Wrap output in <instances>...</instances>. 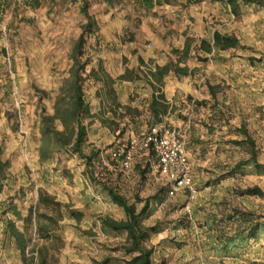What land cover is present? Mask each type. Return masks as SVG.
<instances>
[{
    "label": "rangeland",
    "instance_id": "rangeland-1",
    "mask_svg": "<svg viewBox=\"0 0 264 264\" xmlns=\"http://www.w3.org/2000/svg\"><path fill=\"white\" fill-rule=\"evenodd\" d=\"M0 0V152L10 164L0 195V258L3 264H124L126 235L103 231L99 218H126L103 187L106 184L141 210L154 227L146 247L152 264H264V0H194L148 13L137 0ZM88 5L96 22L89 32ZM236 37L241 46L206 55L203 40L214 34ZM192 53L180 60L188 39ZM83 46H79L81 40ZM76 57H78V62ZM170 63L195 70L193 77L165 79L162 91L171 109L159 124L186 138L194 190L170 196V182L137 157L131 171L110 164L112 150L148 135L158 124L151 111V72ZM86 65L85 77L104 70L105 82L84 83L91 117L84 155L93 168L68 150L41 161L44 119L72 109L71 73ZM78 66V67H77ZM218 87L217 98L209 86ZM206 103V104H204ZM246 127L259 149V167L249 164ZM63 132L56 121L51 128ZM74 144V142H73ZM72 146L70 147V149ZM55 199L61 207L41 203ZM84 214L77 222L70 210ZM10 219L29 241L25 253L5 234ZM260 226L256 239L250 238ZM5 250L9 251L4 253Z\"/></svg>",
    "mask_w": 264,
    "mask_h": 264
},
{
    "label": "trees",
    "instance_id": "trees-1",
    "mask_svg": "<svg viewBox=\"0 0 264 264\" xmlns=\"http://www.w3.org/2000/svg\"><path fill=\"white\" fill-rule=\"evenodd\" d=\"M137 2L139 6L148 13L152 12L157 7L174 6L184 2H187L189 5L196 3L194 0H137ZM26 4L35 10L40 9L43 6L41 0H27ZM228 5L231 7L234 14H239V0H229ZM82 11L89 19V24L87 26L89 32H95L96 22L89 15L88 5H85ZM192 42L193 41L189 38L186 42L185 48L181 52L176 51L175 54L180 56V60L184 61L190 59ZM83 44L84 40L82 39L79 46L81 47ZM240 46L241 43L236 37L224 36L220 33H216L211 41L203 40L201 42L200 50L206 55H212L215 52H228L235 50L240 48ZM76 60L77 64H79L78 57H76ZM85 73L86 65H82L78 68L75 67V70L71 73V81L69 84L71 86L72 109L67 111V115H62L63 111L58 107L57 112L53 117L44 119L42 132L43 144L41 147V161L43 163L53 159L56 153H60L63 150H72L78 155L83 156L87 162V168L90 170L93 168L94 162L98 158L95 155H92L91 157H86L84 155V147L88 139V129L83 124V120L91 117L90 106L86 101L84 92V83L90 79H93L96 82H105L108 76L103 69H101V71H92L86 77L84 76ZM173 73L179 78H188L196 75L195 70H191L189 67H180L179 64L175 63H170L164 67H157L155 72H151V85L155 89L151 103V111L158 119V124L156 126L160 125L159 123L162 122L161 118L167 115L171 109V105L168 103L162 88L165 79ZM209 89L212 97L216 99L219 88L210 85ZM58 120L61 121L65 127L63 132L58 131L55 127L51 128V126ZM240 132L245 137V140H235L232 141V144L238 148L247 147L251 156L248 163L259 167V149L256 141L246 127L243 126ZM71 146L72 148L70 149ZM110 164L112 166L114 165L111 160ZM9 169L10 164L2 159V153L0 152V195L3 193L4 184L8 179ZM148 169H150V166L146 165L145 170ZM103 187L107 191L112 203L124 211L126 218L124 220H115L108 216L100 217L99 223L102 230L126 235L123 250L125 255L130 258L124 259V264H152L153 252L146 247V243L152 234L157 233V230L154 227H146L143 224L144 218L147 217L150 212L151 201L146 200L142 209L138 210L137 204L143 203L139 196L136 197L135 203L132 204L127 198L113 188L108 187L106 184H103ZM246 193L255 197L264 196V192L259 187L248 189ZM40 202L47 205L52 204L61 207V204L55 199L47 196L42 197ZM68 208L70 210V215L74 220L77 222L82 221L84 217L82 212L72 209L71 207ZM259 231L260 226L255 225L249 235L250 238L256 239ZM5 234L9 235L10 238L17 242L18 250L25 253L28 249L29 241L25 234L19 231L14 222L10 219L6 220ZM114 261L115 260L112 258H107L100 264H112ZM43 264H45L44 261Z\"/></svg>",
    "mask_w": 264,
    "mask_h": 264
},
{
    "label": "built area",
    "instance_id": "built-area-1",
    "mask_svg": "<svg viewBox=\"0 0 264 264\" xmlns=\"http://www.w3.org/2000/svg\"><path fill=\"white\" fill-rule=\"evenodd\" d=\"M145 157V165L156 169L170 182V196L194 190L193 168L187 151L186 138L176 128L160 124L144 137H135L125 145L112 150L113 167L131 171L137 157Z\"/></svg>",
    "mask_w": 264,
    "mask_h": 264
},
{
    "label": "crops",
    "instance_id": "crops-1",
    "mask_svg": "<svg viewBox=\"0 0 264 264\" xmlns=\"http://www.w3.org/2000/svg\"><path fill=\"white\" fill-rule=\"evenodd\" d=\"M171 100H172V98H170V97L168 98V96H167V101L170 102ZM19 231H21V230H19ZM21 232H22V231H21ZM15 251H17V253H18V252H21L20 250H18V248H17ZM7 252H9V251H8V250H7V251L5 250L4 253H7ZM18 254H19V253H18ZM0 264H3L2 261H1V258H0ZM9 264H10V263H9ZM14 264H17V262H15ZM18 264H23V263L21 262V263H18Z\"/></svg>",
    "mask_w": 264,
    "mask_h": 264
}]
</instances>
